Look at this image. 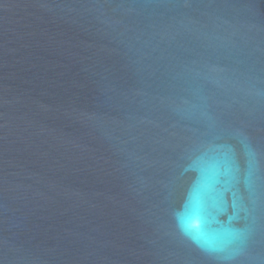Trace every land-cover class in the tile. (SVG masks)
<instances>
[{"label": "water", "instance_id": "obj_1", "mask_svg": "<svg viewBox=\"0 0 264 264\" xmlns=\"http://www.w3.org/2000/svg\"><path fill=\"white\" fill-rule=\"evenodd\" d=\"M0 264H264V0H0Z\"/></svg>", "mask_w": 264, "mask_h": 264}]
</instances>
